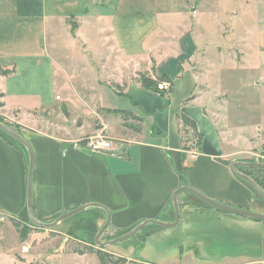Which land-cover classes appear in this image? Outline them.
<instances>
[{
	"label": "crops",
	"instance_id": "0c3cea01",
	"mask_svg": "<svg viewBox=\"0 0 264 264\" xmlns=\"http://www.w3.org/2000/svg\"><path fill=\"white\" fill-rule=\"evenodd\" d=\"M187 1L192 0H0V92L4 95L0 99L4 112L0 114L21 125L34 153L36 219L52 222L71 209L98 202L111 212L110 231H124L151 218L172 222L173 194L184 185L180 172L186 185L215 200L264 213V199H257L231 169L236 160L226 150L206 109L208 98L200 91V73L191 62L183 63L175 49L176 36L162 37L165 30L161 31V26L173 25L169 19L179 13L198 12L200 7L210 8L209 0ZM71 18L80 28L98 32L97 49L91 51L96 60L88 64L76 61L78 70L53 53L57 47L53 30L68 29ZM93 64L97 69L91 78L88 66ZM141 72L153 79L166 76L169 88L144 86ZM59 107L63 110L56 112L71 118L72 126L55 130L45 119L47 115H37L40 110ZM126 112L140 119H127ZM183 114L193 119L202 133L200 146L192 147L195 136L179 118ZM94 125L100 127L94 129ZM86 133L90 134L87 139L99 134L109 138L111 148L92 151L87 139H82ZM28 168L29 160L21 148L0 134V212L8 215L14 228L24 219L29 228L51 229L29 220ZM178 200V224L171 228L155 224L142 250L158 233L163 237L158 243L175 238L171 255L182 233L191 240L204 235L205 221L214 230L219 224L227 225L226 218H250L209 208L186 191ZM106 219L104 208L91 206L55 227L62 234L64 230L76 235L97 234ZM6 227H0V235L4 236ZM260 227L264 229V221ZM262 237L256 245H264V232ZM26 240L19 250L28 258L32 246ZM83 243L86 251L75 249L70 254L74 264L87 259L91 244ZM15 247L0 248V264L22 261L14 254ZM261 251L264 254V248Z\"/></svg>",
	"mask_w": 264,
	"mask_h": 264
},
{
	"label": "rangeland",
	"instance_id": "374dc122",
	"mask_svg": "<svg viewBox=\"0 0 264 264\" xmlns=\"http://www.w3.org/2000/svg\"><path fill=\"white\" fill-rule=\"evenodd\" d=\"M192 1H187V4ZM209 7L205 10L200 7L198 12L188 11L187 16L179 13L169 19L173 25L161 26V31L165 30L162 37L172 39L176 36L175 49L184 59L183 63L191 62L194 71L200 73V91L208 98L206 109L217 126L226 150L233 154L232 158L236 161H264V0H209ZM75 21L71 18L68 29L55 28L52 35L57 46L53 53L67 66L76 68V61L88 64L96 60L91 51L97 49L95 40L98 32L95 28L92 31L80 28ZM171 54L174 55L175 50L172 49ZM88 67L91 78L95 77L94 69L97 68L94 64ZM56 109L63 110L61 107L52 111L40 110L37 115H47L45 119L55 130L62 125L72 126L73 120L63 113L59 116ZM2 112L4 110L0 109ZM0 115L7 122L21 127L4 114ZM74 124H78L77 121ZM98 127L93 126L94 129ZM89 135L86 133L82 139L86 140ZM195 138L198 137H192V141ZM196 146L192 145L194 148ZM254 173L264 177L263 170ZM9 221L0 223V227L8 228L4 229V236L0 235V248L17 246L13 252L18 261L22 260L18 264H62V259L66 264H74L70 254L75 249L86 251L87 245L83 242L91 244L88 248L100 250L98 245L90 242L94 234L76 235L67 230L62 234L57 227L29 228L24 224V219L18 221L20 228L17 225L14 228ZM225 222L227 225L219 224L213 230L207 227L205 221V234L192 237L194 241L182 233L171 255V243L175 238L158 243L157 240L163 238L158 233L142 250L148 231L156 226L148 224L136 236L106 246L104 249L114 255L106 258L105 263L97 251H88L87 259L82 261L83 264H116L115 261L123 255L127 260L125 264H264L261 251L264 245H256L263 239L264 229L260 227L263 221L236 217L235 220L226 218ZM127 229H107L101 240L115 239L130 231ZM83 237L87 241H82ZM25 239L32 246L31 257L28 258L22 257L23 253L19 250ZM190 241L192 243H188ZM37 254L40 255L39 259L35 258ZM129 256L132 258H127ZM135 257L146 261L139 262L133 259Z\"/></svg>",
	"mask_w": 264,
	"mask_h": 264
},
{
	"label": "water",
	"instance_id": "95a60500",
	"mask_svg": "<svg viewBox=\"0 0 264 264\" xmlns=\"http://www.w3.org/2000/svg\"><path fill=\"white\" fill-rule=\"evenodd\" d=\"M193 11L196 10V6H194L192 8ZM0 129L2 131H4L5 133H7L8 135H10L12 138H14L15 140H17L18 142H20L21 144H23L28 152H29V168H28V180H27V208H28V215H29V220L37 226L40 227H44V228H53L55 227L60 221L65 220L68 217H71L75 214H78L81 211H84L86 208L91 207V206H97V207H101L104 208L107 211V219L104 223V225L100 228V230L97 232L96 236H95V243L96 245L100 246V247H106L109 245H112L116 242H120V241H124V240H128L132 237H134L142 228H144L145 226H147L148 224H156L162 227H166V228H171L174 227L178 224L179 220H180V209H179V195L180 193L186 191L189 192L195 196H197L198 198H200L201 200H203L204 202H206L207 204L214 206L218 209L230 212V213H234L240 216H245V217H250V218H254V219H258V220H263L264 221V213L262 212H258V211H253V210H249V209H244L241 207H237V206H232L230 204L227 203H223L220 202L218 200H215L209 196H207L206 194H204L203 192H201L200 190L196 189L195 187H192L190 185H181L179 186L174 194H173V206H174V212H175V220L172 222H166V221H162L156 218H151V219H145L141 222H139V224H137L132 230H130L129 232L115 238V239H109L107 241L105 240H101L102 234L104 233V231L107 229V227L110 224L111 221V212L109 210V208L101 203L98 202H92V203H86L83 204L79 207H76L74 209H71L65 213H63L62 215H60L59 217H57L54 221L52 222H43V221H39L38 219H36L35 217V213H34V202H33V179H34V153L32 151V148L28 142V140L26 139L25 136H23L22 134L16 132L14 129L10 128L8 125H6L4 122H2L0 120ZM250 167V168H264V161L261 162H254V161H234L231 164V169L233 171V173L245 180L252 188H254V190L261 196L264 198V190L262 189V187L256 182V180L254 178H252L251 176H249L248 174L242 172L240 170V167Z\"/></svg>",
	"mask_w": 264,
	"mask_h": 264
},
{
	"label": "trees",
	"instance_id": "16d2710c",
	"mask_svg": "<svg viewBox=\"0 0 264 264\" xmlns=\"http://www.w3.org/2000/svg\"><path fill=\"white\" fill-rule=\"evenodd\" d=\"M166 80H169V81H170V79L167 78L166 76H160V77H158V78H156V79H153V78H152L149 74H147V73H143V72H141V74H140V81H141V83H142L144 86H146V87H148V88H153V89H155V90H158V84H159V82H161V81H166ZM3 96H4L3 93L0 92V99H1ZM192 97H193V96H192ZM192 97L188 98L187 101L190 100ZM3 105H4V104L0 101V107H2ZM129 117H130V118H133V119H136V120L140 119L138 116L133 115L131 112H126V118L128 119ZM179 118L182 120L183 124H184L186 127L190 128V129L192 130L194 136H195V137H198V138H197V139H198L197 141H198V145L200 146L201 143H202L203 135H202V133H199L196 122H195L193 119H191L190 117H188L187 115H185V114L180 115ZM0 120H1L2 122H4L6 125H8L9 127L13 128L16 132H18V133H20V134L23 135L20 126H15L14 124H11V123L7 122V121L4 119V117L1 116V115H0ZM0 134H1L2 136H4L6 139H8V140H9L11 143H13L14 145L20 147L21 150L24 152L26 158H28V160H29V152H28L27 148H26L23 144H21L20 142H18V141L15 140L14 138H12L10 135H8L7 133H5V132L2 131L1 129H0ZM23 136H24V135H23ZM247 161H250V160H247ZM240 170H241L242 172L248 174V175L251 176L252 178H254V179L256 180V182H257V183L262 187V189L264 190V177H263V176L256 175V174L254 173V171H256V170H263V171H264V168H250V167H245V166H244V167H241ZM180 176H181V179H182V183H183L184 185H186V183H187V179H186V177L184 176V174H183L182 172H180ZM238 178H239V177H238ZM240 179H241V178H240ZM241 180L244 181V182L249 186V188L252 190V192H253L254 194H256L257 196L261 197V196H260V195L254 190V188H252V187H251V186H250L245 180H243V179H241ZM261 198L264 199L263 197H261ZM203 202H204V201H203ZM204 204H207V203L204 202ZM16 224L19 225L18 222H16ZM134 226H135V225H134ZM134 226L128 228L127 230H130V229L133 228ZM140 231H141V230H140ZM140 231H139L137 234H139ZM137 234H136V235H137ZM136 235H135V236H136ZM95 236H96V234L93 235V239L90 241V242L93 243V244H96V243H95ZM112 238H115V237H112ZM81 240H82V241H87L86 237H83ZM87 251H97V254L99 255V257H100V259H101V261H102L103 263H105L106 258L108 259V257L110 258V257H112V255H114V254L109 253V252H107V251H105V250H102V249H100L99 251H98V250H95V249L92 248V247L88 248ZM80 253H83V250H80ZM119 257H120V258L118 259V261H115V263H116V264H117V263H123V264H125L126 261H127L126 258L123 257V256H119Z\"/></svg>",
	"mask_w": 264,
	"mask_h": 264
},
{
	"label": "built area",
	"instance_id": "2783aa9c",
	"mask_svg": "<svg viewBox=\"0 0 264 264\" xmlns=\"http://www.w3.org/2000/svg\"><path fill=\"white\" fill-rule=\"evenodd\" d=\"M164 86H168L169 88L170 86L169 82L164 81L159 83L160 88H163ZM197 140L198 139L195 138V140L192 142L191 145L196 146ZM87 141H88V147L92 151H107L112 146L111 140L101 134L92 136L88 138ZM7 220H8V215L3 212H0V223H4Z\"/></svg>",
	"mask_w": 264,
	"mask_h": 264
}]
</instances>
